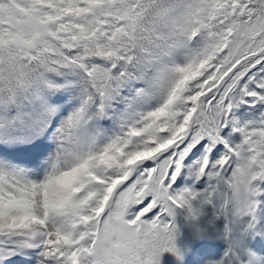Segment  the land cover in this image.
<instances>
[{"label": "snow or ice", "instance_id": "1", "mask_svg": "<svg viewBox=\"0 0 264 264\" xmlns=\"http://www.w3.org/2000/svg\"><path fill=\"white\" fill-rule=\"evenodd\" d=\"M197 245L264 264V0H0V264Z\"/></svg>", "mask_w": 264, "mask_h": 264}]
</instances>
